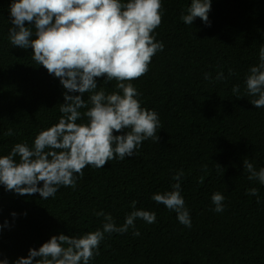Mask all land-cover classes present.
<instances>
[{
  "label": "trees",
  "instance_id": "16d2710c",
  "mask_svg": "<svg viewBox=\"0 0 264 264\" xmlns=\"http://www.w3.org/2000/svg\"><path fill=\"white\" fill-rule=\"evenodd\" d=\"M12 2L0 0V156L17 143L31 147L42 130L58 123L67 91L32 59L31 47L10 43ZM191 2L161 0L162 22L153 35L164 49L152 57L145 75L131 81L141 93V107L159 115L160 141L145 140L131 157L102 168L86 166L75 188L61 186L47 200L0 184V260L15 264L53 235L102 229L103 217L94 214L101 209L121 226L136 201V209L156 213V222L138 218L123 234H105L90 264H264V184L249 180L243 163L248 159L257 171L264 167V108L245 94L246 76L260 63L264 45V0H212L210 26L199 17L192 25L181 20ZM25 23L34 31V23ZM220 72L226 79H215ZM104 82L97 78V91L102 86L106 94L119 91L115 80ZM237 84L242 98L232 92ZM89 95L83 96L86 102ZM181 170L179 181L173 179ZM177 182L191 227L151 199ZM252 188L258 195L249 194ZM216 192L225 197L222 212L213 210Z\"/></svg>",
  "mask_w": 264,
  "mask_h": 264
},
{
  "label": "clouds",
  "instance_id": "9594fccd",
  "mask_svg": "<svg viewBox=\"0 0 264 264\" xmlns=\"http://www.w3.org/2000/svg\"><path fill=\"white\" fill-rule=\"evenodd\" d=\"M211 7L212 0H192L187 14L182 12L180 18L192 25L199 17L210 26ZM162 16L161 0H13L10 43L24 49L31 47L32 59L58 77L67 91L64 103L60 104L62 116L58 123L42 130L31 147L17 143L9 154L0 156V184L6 190L18 195L38 192L44 200L54 198L61 186L75 188L77 177L83 178L86 166L102 168L111 160L131 157L145 140L160 141L159 115L141 107V93L131 81L145 75L152 57L164 49L163 42L153 35ZM25 22L34 23V31ZM259 60L246 76L245 94L252 97L250 102L254 106L264 108V45ZM232 74L229 69V75ZM100 77H105L104 84L115 80L119 91L106 94L103 86L97 91ZM210 78V73H205V79ZM215 79L226 78L220 72ZM76 92L79 95L70 94ZM232 92L242 98L238 84ZM85 93L90 94L88 102L83 98ZM82 108L87 110L81 113ZM83 117L88 122L77 123ZM114 130L121 134L114 135ZM5 135L13 136L14 130L9 128ZM243 163L248 179L264 184V167L257 171L248 159ZM182 174L183 170L173 179L179 181ZM172 189L157 192L151 199L174 211L182 225L191 227L180 183L173 184ZM249 194L258 195V189H250ZM211 200L215 212L224 211L222 193H214ZM136 203L132 202L134 210L126 215L123 225L117 226L111 213L95 211L97 217L104 219L102 229L81 236L53 235L15 264H90L99 255L105 234H123L130 227L135 228L138 218L149 224L156 222L155 212L136 209ZM133 235L139 236L140 232L136 230ZM0 264L9 262L3 259Z\"/></svg>",
  "mask_w": 264,
  "mask_h": 264
}]
</instances>
